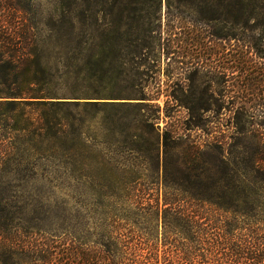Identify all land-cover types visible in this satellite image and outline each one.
<instances>
[{"label":"trees","instance_id":"1","mask_svg":"<svg viewBox=\"0 0 264 264\" xmlns=\"http://www.w3.org/2000/svg\"><path fill=\"white\" fill-rule=\"evenodd\" d=\"M11 1L0 13V125L32 151L22 157L16 147L14 160H26L33 170H49L63 159L75 164L74 150L87 136L86 114L104 103L103 112L114 109L102 124L116 145L124 146L132 137L133 148L140 149L146 139L153 150L146 160L158 168L161 183L177 197L198 201L99 202L85 215L70 206L53 210L34 201L24 221L0 216V264H264V0H181L177 6L167 0L168 17L174 8H191L194 24L206 26V42L222 44L218 51L207 52V62L199 60L188 69L206 77L208 91L201 98L193 93L191 105L185 106L188 125L200 126L214 107L198 105V100L221 102V108L233 104L238 140L230 148L216 142L202 148L171 127L163 133L148 131V138L140 133L141 125L155 127L159 122L144 114L151 104L147 102L158 98L136 88L142 66L131 75L125 54L149 48V34L163 26V0L156 29L145 26L151 13H142L140 25L124 29L118 24L101 31L105 40L91 55L98 67L88 66V60L86 68L61 76L58 66L68 57L60 50V38L74 41L73 18L65 28L58 6L43 16L34 6ZM156 34L160 39L173 36L166 37L162 30ZM71 79L83 80L98 94L140 101L66 100L68 93L61 86ZM214 83L219 91L210 90ZM124 84L127 88L120 89ZM153 106L158 112L154 119H161V106ZM124 107L132 108L136 122L134 133L128 135ZM114 161L126 169L137 163L123 157Z\"/></svg>","mask_w":264,"mask_h":264},{"label":"rangeland","instance_id":"2","mask_svg":"<svg viewBox=\"0 0 264 264\" xmlns=\"http://www.w3.org/2000/svg\"><path fill=\"white\" fill-rule=\"evenodd\" d=\"M13 1L21 7L34 6L43 13V16H47L55 6H58L62 25L65 28L70 25V18H73L76 27L74 41H71L68 36L60 38V50L64 51L68 57L67 60L63 58L58 66L60 76L66 72L73 74L80 68H86L88 60H92V64L88 66L98 67L96 60L91 59V55L93 49L98 50L105 40V37L101 36L99 32L109 30L118 24H121L124 29L140 25L141 20L138 18L142 13H144L143 16L151 13V18L146 20L147 28L156 29L161 21L156 18L159 13L158 9H160L158 6L160 0ZM172 1L177 6L181 0ZM10 3L12 5L11 0H1L0 13L10 7ZM187 9V11H183L174 8L172 16L168 17L167 0H163L161 11L163 26L162 29L149 34V38H147L149 48L137 55L134 53L125 54L128 63L127 69L131 75L137 73V68L142 66L140 80L137 82L136 88L139 90L145 88L148 93L158 98L147 102L151 104L145 108L144 114L150 118V121L159 122L155 127L141 125L143 131L140 130V133H144V137L148 138V131L163 133L167 127H171L179 134L189 135L191 140H194L202 148H206L207 144L211 142L222 143L230 148L238 140L233 113L230 110L233 104L230 103L231 105H227V108H221V102L216 104V102H206V99H200L197 101L198 105L202 103L212 105L214 110L207 113L200 126H189L187 123L190 114L185 105H191L188 102L189 98L193 96V93L197 97H204L208 91L206 77L204 78L202 74L192 75L188 69L192 68L199 60L201 63L207 62L211 49L218 51L222 48V44H219L220 40L206 42L204 39L207 37L205 24L200 22L196 26L190 16L191 8ZM161 30L166 37L172 33V39H160L156 33ZM134 42V40L128 41V45ZM126 50L129 51V48L127 47ZM216 58L214 54V59ZM71 76L73 77V75ZM131 83L130 81L127 84L131 86ZM127 84L122 85L120 89L127 88ZM129 86L128 91H131ZM258 88L253 87V91L258 92ZM61 89L68 93L66 100L72 101L127 103L140 101L127 99V96H108L105 92L98 94L96 88L83 83V80L77 82L73 79L68 82L63 80ZM73 89L77 91L75 94L70 92ZM219 89L220 86L217 83L210 87L211 91H219ZM175 97L180 98L178 100ZM262 100L264 99L262 98ZM153 105L161 106V119H154L158 112L156 106ZM105 106L104 103H101L98 107L91 108L88 115L86 114L88 124L84 130L87 136L74 150L76 163L71 164L63 159L56 167L52 166L49 170H46L44 166L33 170L26 160L20 159V163L15 161L14 159L18 157L16 153L19 152L20 156L25 157V154L32 151L27 149V145H23L22 141L16 140L11 134V130L4 129L0 125V138H7L5 141H0V216H3V219L14 222L19 219L24 221L30 215L29 205L34 201H40L43 205H51L53 210L65 205L70 206L69 208L80 211L83 215L87 210L89 211L88 208H92L99 202L198 201L183 195L177 197L176 192L167 189L161 183L158 168L146 160V157L153 152L151 144L146 139H143L145 145L140 146V149L133 148L132 137L124 146L116 145L113 136L104 131L106 128L102 124L105 116L114 109L108 107L110 111L105 113L103 112ZM123 111L128 116L124 120L127 124V135L128 133L132 134L136 128V122L131 115L132 108L124 107ZM190 127L192 128L190 129ZM3 135L5 136L3 137ZM16 147H20L21 150L17 152ZM182 151L183 147H180L178 152ZM4 157H7L6 161L1 160ZM116 157L130 159L131 163H135L137 160L136 166H131L128 169L118 167L114 161ZM136 157L138 159H135Z\"/></svg>","mask_w":264,"mask_h":264}]
</instances>
